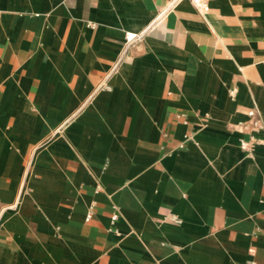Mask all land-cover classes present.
<instances>
[{
	"label": "crops",
	"instance_id": "0c3cea01",
	"mask_svg": "<svg viewBox=\"0 0 264 264\" xmlns=\"http://www.w3.org/2000/svg\"><path fill=\"white\" fill-rule=\"evenodd\" d=\"M252 110L264 0H0V264H264Z\"/></svg>",
	"mask_w": 264,
	"mask_h": 264
},
{
	"label": "built area",
	"instance_id": "2783aa9c",
	"mask_svg": "<svg viewBox=\"0 0 264 264\" xmlns=\"http://www.w3.org/2000/svg\"><path fill=\"white\" fill-rule=\"evenodd\" d=\"M190 1L199 12L205 13L209 9V3L212 0H190ZM143 37H144V33H127L126 41H125V48L123 49L121 53V57L119 61L126 55L129 48L137 41H141ZM249 117L251 118L252 125L255 129L262 130L264 128L263 121L257 111L255 110L250 111Z\"/></svg>",
	"mask_w": 264,
	"mask_h": 264
}]
</instances>
